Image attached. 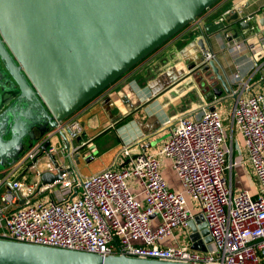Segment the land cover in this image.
<instances>
[{
  "label": "built area",
  "instance_id": "built-area-1",
  "mask_svg": "<svg viewBox=\"0 0 264 264\" xmlns=\"http://www.w3.org/2000/svg\"><path fill=\"white\" fill-rule=\"evenodd\" d=\"M232 13L248 23L256 17L234 6L217 21L224 22ZM204 23L201 16L192 24ZM254 37L255 42L245 39L235 48L256 52L264 44V27ZM214 59L212 52L204 54L205 63ZM249 81L239 73L229 80V129L219 110L225 100H216L167 120V136L154 152L134 153L124 146L109 167L89 176L71 171L60 181L43 184L42 173L66 167L54 144L45 153L41 143L34 144L0 180V239L103 256L263 264L264 92L249 93ZM54 132L62 134L58 141L69 145L63 154L71 158L77 151L71 143L82 132L80 122L70 117ZM43 157L47 160L41 170ZM165 162L180 191L171 190L163 179ZM238 170L253 181V193L236 186ZM197 215L211 239L206 252L184 243L164 245L176 230L188 231Z\"/></svg>",
  "mask_w": 264,
  "mask_h": 264
},
{
  "label": "water",
  "instance_id": "water-1",
  "mask_svg": "<svg viewBox=\"0 0 264 264\" xmlns=\"http://www.w3.org/2000/svg\"><path fill=\"white\" fill-rule=\"evenodd\" d=\"M220 1L0 0V170L12 166L36 143L45 153L53 137L63 139L54 132L60 123ZM238 19L232 13L224 22L196 26L194 39L183 46L191 90L198 95L212 99L231 92L222 65L203 59L209 49L207 35L227 30ZM236 24L249 28L242 20ZM65 160L66 168L42 173L41 182L60 181L73 171L77 160ZM200 220L197 216L189 222L188 240L191 250L206 252L211 239L204 223L197 225ZM0 264L198 263L103 256L0 239Z\"/></svg>",
  "mask_w": 264,
  "mask_h": 264
},
{
  "label": "crops",
  "instance_id": "crops-1",
  "mask_svg": "<svg viewBox=\"0 0 264 264\" xmlns=\"http://www.w3.org/2000/svg\"><path fill=\"white\" fill-rule=\"evenodd\" d=\"M234 6L242 7L246 14H255V19L246 30L236 25L238 19L229 23L227 30H218L207 35V51L214 54L215 60L225 69L229 80L235 73H239L245 80H250L249 93L258 94L264 92V44L258 45L256 52H249L245 46L236 49L235 45L245 39L255 42L254 36L257 32L260 34L264 27V0H221L208 9L203 17L205 22H217L224 10ZM251 26L255 30H250ZM195 30L196 26L191 24L72 116L82 127L80 136L71 143L72 148L78 150L71 157L78 162L73 167L74 173L88 176L104 170L111 165L124 146H131L134 153L154 152L167 136V128L164 126L167 120L180 114L195 112L203 106L212 105L216 100H225L221 105L225 104V120H229V107L233 104V99H228L227 94L223 93L222 96L211 99L191 90V79L186 70L189 63H185L187 60L181 56V50L194 39L192 35ZM195 37L197 39L199 35ZM172 77L179 79L172 82ZM235 139L239 140V137ZM58 140L59 137L52 143L60 144ZM59 146L56 147V151H59L57 156L63 163L66 162V154H63L66 150H63V144ZM27 150L12 166L0 170V178L9 169L13 170L18 166ZM166 170L173 173L168 162L164 164L163 174ZM238 171L243 174L241 170ZM30 175L29 172L26 173V177ZM249 179L251 180L250 177ZM177 181L175 177V181L168 183L171 190H179ZM251 182L253 188V181ZM152 222L157 220L152 218ZM200 224L202 220L197 225ZM189 232L190 230H176L173 237L164 241V245L184 243L190 248ZM209 246L210 244L206 248Z\"/></svg>",
  "mask_w": 264,
  "mask_h": 264
},
{
  "label": "rangeland",
  "instance_id": "rangeland-1",
  "mask_svg": "<svg viewBox=\"0 0 264 264\" xmlns=\"http://www.w3.org/2000/svg\"><path fill=\"white\" fill-rule=\"evenodd\" d=\"M219 110L221 111V112H223L224 113V109H223V107L221 106L220 108H219ZM230 114V112L228 113V115ZM224 124L225 125H227L228 126V129H229V120H225L224 121ZM55 138H57V136H55L54 138H52L51 139V143H52V141H55ZM54 139V140H53ZM236 140V139H235ZM52 144H54V143H52ZM55 145V147H57L58 148V146L60 145V144H54ZM60 147V146H59ZM56 148V149H57ZM46 160H47V158H45V157H43L42 159H40V161H39V168H41V170L43 169V166H44V164H45V162H46ZM167 174V175H166ZM237 174H238V182H237V187L238 188H242V189H246V190H249L250 192H252L253 193V188H252V182H251V180L249 179V176H245L244 174H242L240 171H238L237 172ZM162 176H163V179L165 180V182H166V184H167V186L169 187V185H168V183H170V181H175V176L173 175V173H171L169 170H166L165 171V173L164 174H162ZM166 176H168V177H166ZM71 177H72V175H71ZM168 178L170 179V180H168ZM1 179V178H0ZM177 180V179H176ZM178 182V181H177ZM179 184V183H178ZM179 187H180V185H179ZM181 190V188H179V190H175V191H180ZM136 193H138L139 192V190H136L135 191Z\"/></svg>",
  "mask_w": 264,
  "mask_h": 264
},
{
  "label": "trees",
  "instance_id": "trees-1",
  "mask_svg": "<svg viewBox=\"0 0 264 264\" xmlns=\"http://www.w3.org/2000/svg\"><path fill=\"white\" fill-rule=\"evenodd\" d=\"M236 25H237V24H236ZM237 26H238V25H237ZM188 27H189V26H188ZM188 27H187V28H188ZM155 52H157V51H155ZM155 52H154V53H155ZM154 53H153V54H154ZM153 54H152V55H153ZM149 57H150V56H149ZM149 57H148V58H149ZM146 59H147V58H146ZM146 59H145V60H146ZM145 60H144V61H145ZM142 62H143V61H142ZM142 62H141V63H142ZM138 65H139V64H138ZM138 65H137V66H138ZM137 66H135V67H137ZM135 67H134V68H135ZM134 68H133V69H134ZM133 69H132V70H133ZM130 71H131V70H130ZM130 71H129V72H130ZM22 170H24V168H23ZM263 264H264V262H263Z\"/></svg>",
  "mask_w": 264,
  "mask_h": 264
}]
</instances>
